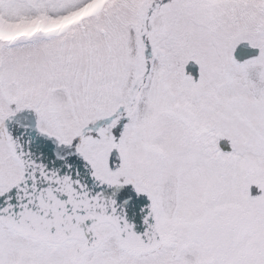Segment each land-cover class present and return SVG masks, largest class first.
Returning a JSON list of instances; mask_svg holds the SVG:
<instances>
[{
    "label": "snow or ice",
    "instance_id": "obj_1",
    "mask_svg": "<svg viewBox=\"0 0 264 264\" xmlns=\"http://www.w3.org/2000/svg\"><path fill=\"white\" fill-rule=\"evenodd\" d=\"M0 264H264V0H0Z\"/></svg>",
    "mask_w": 264,
    "mask_h": 264
}]
</instances>
